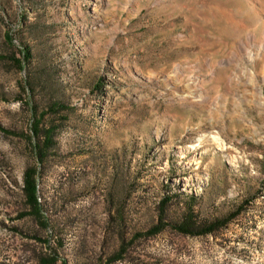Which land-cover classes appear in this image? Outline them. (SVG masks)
Instances as JSON below:
<instances>
[{"label": "rangeland", "instance_id": "374dc122", "mask_svg": "<svg viewBox=\"0 0 264 264\" xmlns=\"http://www.w3.org/2000/svg\"><path fill=\"white\" fill-rule=\"evenodd\" d=\"M37 118L55 127L45 229L18 217ZM165 196L169 219L191 197L199 218L240 213L133 238ZM121 235L112 264H264V0H0V264H35L43 240L95 262Z\"/></svg>", "mask_w": 264, "mask_h": 264}, {"label": "trees", "instance_id": "16d2710c", "mask_svg": "<svg viewBox=\"0 0 264 264\" xmlns=\"http://www.w3.org/2000/svg\"><path fill=\"white\" fill-rule=\"evenodd\" d=\"M5 41L7 45L14 46L12 38L9 33L5 34ZM19 57L9 56L19 69H23L31 60L32 53L28 46L23 45L18 51ZM22 90L30 97L32 90V82L29 78L24 80ZM31 103V102H30ZM52 110L56 109L55 103L49 106ZM43 115V114H42ZM40 119H36L30 124V143L31 153L34 159V164L28 165L22 176L21 184V201L23 210L19 213L18 217L28 216L31 219L37 220L40 227L43 229L49 225V220L45 214V202L40 200L38 188V166L45 163L50 155L56 151V143L54 139L55 127L53 125L40 126ZM194 197L186 204L182 212L179 214L178 219H169L166 214V207L171 201L170 196H165L159 202V209L157 212L156 224L151 226L144 233L136 232L133 238L140 236H152L162 231L167 226L172 227L175 231L185 235H206L211 234L226 225L240 213V210L235 209L231 212L219 216L202 217L199 218L194 208ZM118 225L123 228L124 215L121 208L117 209ZM118 248L108 254L107 256H99L95 262L78 261L76 264H112L124 258L127 252L128 245L123 242L122 235ZM44 249L38 253V258L35 264H68L67 260L60 256L57 247L50 246L49 240H43ZM62 245L59 242L58 247Z\"/></svg>", "mask_w": 264, "mask_h": 264}]
</instances>
